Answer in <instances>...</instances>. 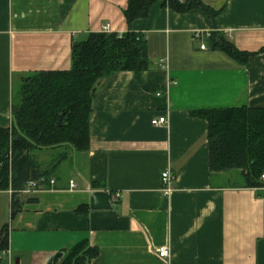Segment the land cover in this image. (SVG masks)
Returning a JSON list of instances; mask_svg holds the SVG:
<instances>
[{
	"label": "crops",
	"instance_id": "0c3cea01",
	"mask_svg": "<svg viewBox=\"0 0 264 264\" xmlns=\"http://www.w3.org/2000/svg\"><path fill=\"white\" fill-rule=\"evenodd\" d=\"M202 1L224 9L216 31L238 50L264 49V0ZM127 5L0 0V128L12 125L16 79L69 70L73 41L91 32L141 33L152 61L147 71L106 80L80 165L65 169L66 160L49 175L53 185L22 194L24 202L38 200L26 201L10 223L4 264H46L85 239L99 249L90 264H264V199L256 189L236 187L237 171L211 175L208 122L192 115L264 108V53L244 66L212 49L213 29L200 9L177 12L168 0H156L146 17L128 24ZM163 115L166 124H152ZM53 150L34 154L44 170L52 169ZM168 169L171 195L162 191ZM70 180L76 189L70 190ZM0 195L7 200L1 230L11 216L12 191ZM47 200L54 203L42 205ZM81 206L88 214L76 212ZM162 246L168 258L159 256Z\"/></svg>",
	"mask_w": 264,
	"mask_h": 264
},
{
	"label": "trees",
	"instance_id": "16d2710c",
	"mask_svg": "<svg viewBox=\"0 0 264 264\" xmlns=\"http://www.w3.org/2000/svg\"><path fill=\"white\" fill-rule=\"evenodd\" d=\"M156 0H128L125 16L128 24L148 15ZM177 12L200 9L213 29L210 46L246 66L251 56L264 53L238 50L225 35L216 31L215 10L202 0H168ZM145 35L91 32L72 44V67L69 70L37 71L23 75L19 90L13 94L12 125L0 128V191H12L11 219L24 209L22 200L30 182L40 187L50 184L52 169H43L34 154L48 149L71 147L79 153L90 149V120L95 101L106 80L113 74L151 69ZM192 115L207 120L210 172L214 176L232 173L236 187L253 188L264 199V108L248 106L232 109L199 110ZM67 156L64 155L63 159ZM85 206V205H84ZM76 212L88 214V208ZM11 224L0 230V255L9 250ZM55 264H90L99 249L85 239L64 251ZM0 256V264H4Z\"/></svg>",
	"mask_w": 264,
	"mask_h": 264
},
{
	"label": "built area",
	"instance_id": "2783aa9c",
	"mask_svg": "<svg viewBox=\"0 0 264 264\" xmlns=\"http://www.w3.org/2000/svg\"><path fill=\"white\" fill-rule=\"evenodd\" d=\"M108 29V28H106ZM202 49L206 48V45L203 44L201 46ZM159 94V93H158ZM168 122L167 116L163 115L158 118L152 119V124L155 126L164 125ZM262 179L264 181V174L262 175ZM55 181L51 179L50 184L53 185ZM174 185V176L171 170H165L162 172V191L166 195H171L173 193ZM77 185L74 180H70V190L76 189ZM43 187H40L37 182H30L27 188L23 191L24 193H36L42 191ZM119 196V195H118ZM9 251V250H8ZM8 251L3 252L0 256L5 259ZM159 256L162 258H168L170 256V250L168 247L162 246L158 249Z\"/></svg>",
	"mask_w": 264,
	"mask_h": 264
},
{
	"label": "rangeland",
	"instance_id": "374dc122",
	"mask_svg": "<svg viewBox=\"0 0 264 264\" xmlns=\"http://www.w3.org/2000/svg\"><path fill=\"white\" fill-rule=\"evenodd\" d=\"M20 88V81L16 79L15 84H14V92L16 93ZM53 150V149H52ZM50 155L48 157V164L53 168L55 164H57L58 162H64V161H68L64 167H66L65 169L68 168H74V167H78L80 165V153L75 150L74 148L71 147H60L59 149H54L53 151H50ZM66 155L67 158L63 159V156ZM62 173L63 170H59V173ZM54 203L53 200L52 201H48L45 202L44 204L42 203V205H46V204H51ZM7 200L5 195H0V225H1V219L4 216L5 211L7 212ZM13 220L11 219V216L6 220V223H12Z\"/></svg>",
	"mask_w": 264,
	"mask_h": 264
},
{
	"label": "water",
	"instance_id": "95a60500",
	"mask_svg": "<svg viewBox=\"0 0 264 264\" xmlns=\"http://www.w3.org/2000/svg\"><path fill=\"white\" fill-rule=\"evenodd\" d=\"M63 255H64L63 252H57V253H55L54 255H52V256L49 258V260H48V262H47L46 264H54V262H55L56 260L61 259V258L63 257Z\"/></svg>",
	"mask_w": 264,
	"mask_h": 264
}]
</instances>
